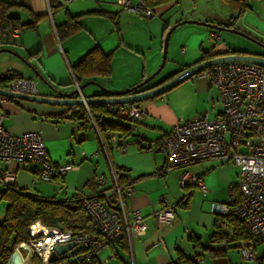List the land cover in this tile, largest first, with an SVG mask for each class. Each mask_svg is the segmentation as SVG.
I'll use <instances>...</instances> for the list:
<instances>
[{
	"label": "crops",
	"instance_id": "obj_1",
	"mask_svg": "<svg viewBox=\"0 0 264 264\" xmlns=\"http://www.w3.org/2000/svg\"><path fill=\"white\" fill-rule=\"evenodd\" d=\"M0 1L25 9L11 14L22 25L39 17L34 27L14 29L0 39V49L10 50L27 62L9 53L0 54V76L10 73L33 79L38 95L45 97L53 95L50 87L69 93L81 85L95 83L109 92H123L138 85L160 66L167 31L186 21L178 17L176 0H146L155 13L150 19L120 11L115 0ZM13 32L17 33L11 37ZM222 36L197 25L177 27L169 38L164 70L143 89L156 88L193 65L217 56L253 55L248 47L233 49ZM94 48L101 55L81 63ZM207 53L209 57L205 58ZM95 84L84 88L80 96L104 97ZM137 106L145 117L134 133L119 142L122 145L119 147L111 139L103 145L90 114L79 125L68 118L69 107L8 99L1 106L3 127L13 135L39 133L51 161L71 164L75 169L63 177L55 176L51 182L39 179V166L33 163H12L2 167V172L14 176L15 189L47 201L71 202L79 193L92 195L97 190L94 178L108 176L111 170L117 173L121 185L126 179L133 181L134 193L126 200V207L140 212L148 226L147 233L133 238L131 243L123 239L112 245L93 264H264L263 244L255 245L254 259L245 261L243 245L249 238L218 241L216 238V218L211 214V205H228L240 198L238 168L219 159L191 166L207 187L203 194L197 188L179 184L181 170H168L161 147L178 122L203 116L212 121L222 114L216 88L197 74ZM103 119L127 125L116 117ZM4 190L0 185V194ZM162 196L173 207L175 218L171 225L158 228L152 213L160 210ZM5 209L6 204L0 200V223L5 218ZM24 264L32 261L28 259Z\"/></svg>",
	"mask_w": 264,
	"mask_h": 264
},
{
	"label": "built area",
	"instance_id": "obj_2",
	"mask_svg": "<svg viewBox=\"0 0 264 264\" xmlns=\"http://www.w3.org/2000/svg\"><path fill=\"white\" fill-rule=\"evenodd\" d=\"M115 5L120 11L146 19L155 16L145 0L136 3L133 0H115ZM199 78L216 88L222 114L212 121L203 116L178 122L166 135L161 147L166 155L168 170H181L179 184L197 188L203 194L207 192V187L198 174L190 169L191 166L219 159L238 168L239 202L233 207L214 203L211 205V214L236 215L249 236L243 245V259L249 261L254 259L252 248L257 244L264 245V68L249 63L218 64L202 71ZM1 90L38 96L33 79L17 78ZM7 100L0 96V185L5 188L15 185L14 176L2 172V167L12 163L37 164L38 177L43 182H51L55 176L63 177L74 170L71 164L62 165L51 161L39 133L13 135L3 127L1 106ZM118 114L130 124L132 132L145 117L136 105L120 106ZM126 180L121 185L117 173L111 170L108 176L98 175L94 178L96 193L76 195L75 199L90 219V232L61 231L36 222L29 228V240L21 245L31 258L38 259L39 264H91L110 245L123 239L131 243L133 238L145 236L148 226L144 217L139 211H130L126 207V200L134 193L133 181ZM152 214L158 228L171 225L175 218L174 209L167 203L165 196L161 197L160 210ZM223 228L228 235H232L230 230ZM67 244H73V249L78 251L75 254L69 251L64 258L49 263L54 248Z\"/></svg>",
	"mask_w": 264,
	"mask_h": 264
},
{
	"label": "trees",
	"instance_id": "obj_3",
	"mask_svg": "<svg viewBox=\"0 0 264 264\" xmlns=\"http://www.w3.org/2000/svg\"><path fill=\"white\" fill-rule=\"evenodd\" d=\"M250 1L253 0H236L233 1V4L237 7L239 6L240 15H242ZM158 4H161V2ZM15 11H25V9L23 7H17L0 1V39L7 36L8 33L12 32L14 29L22 30L24 28L34 27L39 19V17H34L32 22L27 25H22L18 17L11 15ZM234 21L235 20L228 21L224 24H220V26L229 29L233 28L235 24ZM65 25H68V23L64 24V26ZM99 55H101L99 49L94 48L81 63L88 58L98 57ZM204 57L208 58L209 53L205 54ZM17 78L20 77L10 73L1 75L0 89H4L9 82ZM77 80L80 79L77 78ZM120 106L123 105H92L88 109L83 107H72L69 108L70 113L67 115L69 119L79 124L80 121H87V115L90 114L97 126L103 145L106 146L107 139H111V141H114L115 144L121 147L122 145L119 142H122L126 136L134 132L131 131L130 124L126 120L120 118L118 114V108ZM114 107H117L116 111H114ZM110 117H116L117 119L126 122L127 125L125 126L121 122H112L103 119ZM240 198L234 202H230L229 205L232 207L235 206ZM0 200L6 204L5 218L0 223V264H6L8 262L13 253L14 247L29 240V228L36 222H40L45 227L57 228L61 231H71L74 233H88L91 231L90 219L79 204V201L75 198L71 202L47 201L31 196L21 190H17L14 185L5 188L4 192L0 194ZM213 216L216 218L217 241L223 239L247 240L249 238L243 224L238 220L234 213L227 216ZM223 227L230 230L232 235H228L225 231L226 229ZM111 246L112 245H110V247ZM76 251L74 252V250H71L70 253L75 254ZM64 257L65 256L63 255L61 259ZM31 261L32 264H39L38 259L35 257L32 258ZM196 261L199 263V258L196 259ZM93 262L94 261H92L91 264H93Z\"/></svg>",
	"mask_w": 264,
	"mask_h": 264
},
{
	"label": "water",
	"instance_id": "obj_4",
	"mask_svg": "<svg viewBox=\"0 0 264 264\" xmlns=\"http://www.w3.org/2000/svg\"><path fill=\"white\" fill-rule=\"evenodd\" d=\"M186 24L201 26L215 33L225 32V33L233 34V35L242 37L244 39H247L250 42L254 43L255 45L259 46L260 48L264 49V44L254 39L249 38V36L245 35L244 33L236 29H233V28L229 29L226 27H222L218 24H212V23H207V22H197V21L195 22V21L186 20V21H181L175 24L173 27H171L167 31L164 37V41H163L162 62L159 68L148 78L144 79L141 83H139L138 85L126 91L109 92L101 88L99 85L95 83H87V84L79 86L77 89L69 93H62L56 88L50 87L49 89L51 90L53 94L51 97H45V96H39V95L38 96L22 95V94L11 93V92L1 90V89H0V96L5 97L7 99H16V100H21V101H28V102H34V103H39V104L62 106V107H69V108L83 107V108L88 109L92 105H103V106L136 105L137 106V104L139 103H142L149 99H153L155 97L163 95L164 93L176 87L177 85L181 84L182 82L196 76L197 74H200L205 69L218 65V64L249 63V64H254V65L264 68V56H261V55L238 53V54L217 56L215 58L205 60L198 64L193 65L192 67L184 70L183 72L179 73L174 78L170 79L166 83L156 88H153L151 90H144L143 88H145V86H147L156 76L159 75V73L162 71L165 65L166 56H167V46H168L170 35L175 29H177V27L186 25ZM2 53H9V54L15 55L23 62H26L23 58L19 57L17 54L13 53L10 50L0 49V54ZM33 72L36 74L35 70ZM38 77L39 79H41L40 76ZM91 84H95L97 87H99L103 91L104 97L91 98V99H85L84 97H81L80 92L83 91L84 88H86L88 85H91ZM73 248H74L73 244L56 246L54 248V251L51 253L49 257L48 262L49 263L57 262L60 257L65 255L67 252L71 251ZM28 259L30 261L32 258L28 255L26 248L20 244L15 247L10 259L8 260L6 264H24L25 261Z\"/></svg>",
	"mask_w": 264,
	"mask_h": 264
},
{
	"label": "rangeland",
	"instance_id": "obj_5",
	"mask_svg": "<svg viewBox=\"0 0 264 264\" xmlns=\"http://www.w3.org/2000/svg\"><path fill=\"white\" fill-rule=\"evenodd\" d=\"M137 1L133 0L134 3ZM233 1L236 0H176L178 17L195 22L207 20L212 24L235 20L237 25L234 29L264 44V0H253L254 2L247 5L242 15H240L239 6L233 4ZM192 17L194 19H191ZM219 34L223 35V41L231 43L230 46L233 49L248 47L252 49L253 54H264V49L247 39L225 32H219ZM220 43L223 44V42ZM73 250L76 251V249Z\"/></svg>",
	"mask_w": 264,
	"mask_h": 264
},
{
	"label": "flooded vegetation",
	"instance_id": "obj_6",
	"mask_svg": "<svg viewBox=\"0 0 264 264\" xmlns=\"http://www.w3.org/2000/svg\"><path fill=\"white\" fill-rule=\"evenodd\" d=\"M246 35V34H245ZM252 43V42H251ZM260 43H262V42H260ZM252 44H254V43H252ZM263 44V43H262ZM262 49V48H261ZM256 55V54H255ZM262 55V54H261ZM263 56H264V54H263Z\"/></svg>",
	"mask_w": 264,
	"mask_h": 264
}]
</instances>
